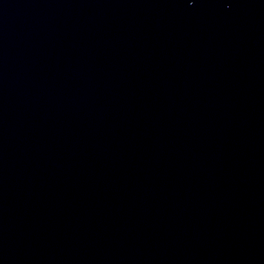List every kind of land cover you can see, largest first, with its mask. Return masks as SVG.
Masks as SVG:
<instances>
[{
  "label": "water",
  "instance_id": "water-1",
  "mask_svg": "<svg viewBox=\"0 0 264 264\" xmlns=\"http://www.w3.org/2000/svg\"><path fill=\"white\" fill-rule=\"evenodd\" d=\"M0 264H264V0H0Z\"/></svg>",
  "mask_w": 264,
  "mask_h": 264
}]
</instances>
